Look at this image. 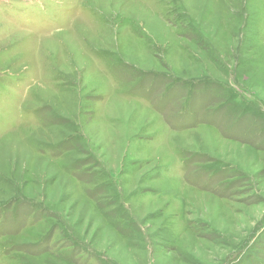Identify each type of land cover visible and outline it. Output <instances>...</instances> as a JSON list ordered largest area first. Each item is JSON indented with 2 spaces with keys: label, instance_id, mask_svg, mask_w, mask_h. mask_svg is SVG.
Masks as SVG:
<instances>
[{
  "label": "rangeland",
  "instance_id": "1",
  "mask_svg": "<svg viewBox=\"0 0 264 264\" xmlns=\"http://www.w3.org/2000/svg\"><path fill=\"white\" fill-rule=\"evenodd\" d=\"M0 264H264V0H0Z\"/></svg>",
  "mask_w": 264,
  "mask_h": 264
}]
</instances>
